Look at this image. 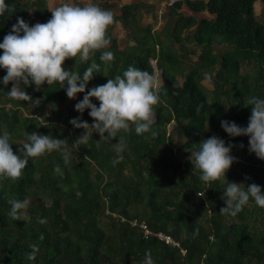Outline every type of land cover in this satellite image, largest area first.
<instances>
[{"label":"trees","instance_id":"1","mask_svg":"<svg viewBox=\"0 0 264 264\" xmlns=\"http://www.w3.org/2000/svg\"><path fill=\"white\" fill-rule=\"evenodd\" d=\"M116 1L95 0L114 15L107 49L97 50L88 62L66 59L64 66L83 74L91 63L100 65L88 88L129 65L159 69L164 83L155 135H138L134 127L122 133L128 148L123 160L114 162L115 141L99 139L98 133L87 145L73 144L83 130L70 120L81 116L74 106L84 93L70 99L59 83L39 90L29 86L32 100L25 101L7 95L11 82L0 84V133H11L14 152L27 133L38 132L67 139L72 153L68 163L56 151L30 158L21 178L0 180V264H142L149 251L155 264H264V207L250 202L236 218L221 213L227 181L203 182L187 152L217 135L233 144L237 158L227 180L264 186V160L249 152V138L230 137L221 127L224 119L247 126L249 99L264 97V24L254 11L260 3L264 15V0H173L167 5L172 22L160 32L141 21L142 10L149 8L142 0ZM6 3L10 9L0 18V41L18 17L32 25L52 15L48 0ZM117 24L128 42L113 36ZM104 50L114 53L112 61L100 59ZM190 54L196 60L187 65ZM205 73L213 75L211 91L202 85ZM5 74L0 69V78ZM88 111L82 119L91 124ZM56 165L62 174L55 172ZM25 197L31 200L28 215L14 219L10 201ZM142 223L178 247L146 235ZM33 244L39 252L30 260Z\"/></svg>","mask_w":264,"mask_h":264},{"label":"clouds","instance_id":"2","mask_svg":"<svg viewBox=\"0 0 264 264\" xmlns=\"http://www.w3.org/2000/svg\"><path fill=\"white\" fill-rule=\"evenodd\" d=\"M9 9L6 0H0V18ZM51 14L47 22L32 25L23 17H18L0 41V69L6 71L0 78V84L7 86L11 82L12 87L7 95L25 101L32 100L26 91L29 86L39 90L45 84L59 83L70 99H75L78 93H84L82 100L74 106L81 116L70 120L73 128L83 130L73 144L87 145L93 139V134L98 133L99 139L115 141L111 147L116 153L114 162H119L128 148L122 133H128L134 127L138 135H155L152 127L157 117L156 106L160 102L159 91L164 83L159 69L149 72L129 65L122 74L108 78L106 83L88 88L100 65L91 63L80 74L69 70L64 62L66 59L88 62L97 50L107 49L111 42L108 28L114 23V15L111 10L100 7L95 0H83L82 3L63 0L51 10ZM100 59L110 62L114 59V53L111 50L101 51ZM204 75L212 84L213 75ZM248 103L251 112L247 126L224 119L221 120V127L230 137H248L249 152L264 160V97L252 96ZM86 109L92 118L91 124L82 119ZM26 135L27 141L18 152H14L11 133H0V180L21 178L30 158L54 151L62 154L65 163L70 161L72 153L67 139L38 132ZM197 145V148L187 152H190L188 159L191 164L200 171V179L209 185L218 180L227 181L223 193L225 206L221 208V213L236 218L250 202L264 207V186L257 183L245 186L244 183L227 180L226 173L237 159L232 155L233 144H226L223 138L212 135ZM54 170L62 174L59 165ZM10 204V215L20 220L28 215L31 200L29 197L13 199ZM40 222L45 223L46 220L41 218ZM31 248L33 251L28 257L35 260L39 246L33 244ZM142 264H155L150 251L145 254Z\"/></svg>","mask_w":264,"mask_h":264},{"label":"rangeland","instance_id":"3","mask_svg":"<svg viewBox=\"0 0 264 264\" xmlns=\"http://www.w3.org/2000/svg\"><path fill=\"white\" fill-rule=\"evenodd\" d=\"M143 3H145L146 5H148V7H151V10H149V8L147 10H142V17H141V21L144 24H148L150 25L154 31L160 32V30L163 28V26L167 23V22H172V20L169 18L168 14H167V5L170 4L173 0H142ZM63 2V0H48V8L51 11L55 6H58L59 4H61ZM83 2V0H82ZM116 3L118 5H124V4H128L129 1L128 0H119L116 1ZM261 8L262 5L260 3H256L254 6V11H255V16L257 18V20L259 22H262L264 24V15L261 14ZM152 11V12H151ZM113 36L117 39H121L122 42H128L129 39L126 36V33L124 32V30L121 28V26L119 24H117L116 28L113 30ZM187 49L190 50L191 48H193L191 45H186ZM174 48L177 50L178 46L175 45ZM196 53L199 54V51L197 49ZM223 50V46H221L220 48L216 49L215 52H220ZM190 53V52H188ZM186 63L188 65V61L192 60L195 61L196 60V56L195 55H187L185 57ZM188 67V66H186ZM188 69V68H187ZM202 85L204 87H206L209 91L212 90V84H210L206 79L204 81H202Z\"/></svg>","mask_w":264,"mask_h":264},{"label":"built area","instance_id":"4","mask_svg":"<svg viewBox=\"0 0 264 264\" xmlns=\"http://www.w3.org/2000/svg\"><path fill=\"white\" fill-rule=\"evenodd\" d=\"M233 155V154H232ZM137 222L134 221L132 223V225H135ZM140 228L143 229L144 233L146 235L152 236L154 238L159 239L160 241H163L166 245L171 246V247H178V243L175 242L173 239H171L169 236H166L162 233H158V234H153L151 233L148 229L147 226L145 224H140ZM182 253H185V251H183Z\"/></svg>","mask_w":264,"mask_h":264}]
</instances>
